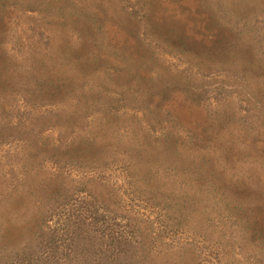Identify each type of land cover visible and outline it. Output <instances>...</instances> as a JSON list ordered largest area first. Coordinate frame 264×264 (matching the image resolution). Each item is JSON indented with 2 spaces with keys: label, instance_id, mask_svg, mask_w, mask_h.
<instances>
[{
  "label": "rangeland",
  "instance_id": "rangeland-1",
  "mask_svg": "<svg viewBox=\"0 0 264 264\" xmlns=\"http://www.w3.org/2000/svg\"><path fill=\"white\" fill-rule=\"evenodd\" d=\"M0 264H264V0H0Z\"/></svg>",
  "mask_w": 264,
  "mask_h": 264
}]
</instances>
